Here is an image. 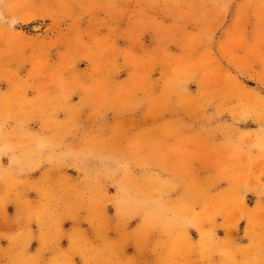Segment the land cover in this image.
I'll use <instances>...</instances> for the list:
<instances>
[{"label":"rangeland","instance_id":"374dc122","mask_svg":"<svg viewBox=\"0 0 264 264\" xmlns=\"http://www.w3.org/2000/svg\"><path fill=\"white\" fill-rule=\"evenodd\" d=\"M263 174L264 0H0V264H236Z\"/></svg>","mask_w":264,"mask_h":264},{"label":"crops","instance_id":"0c3cea01","mask_svg":"<svg viewBox=\"0 0 264 264\" xmlns=\"http://www.w3.org/2000/svg\"><path fill=\"white\" fill-rule=\"evenodd\" d=\"M6 156H2L1 160L4 164V159ZM46 167H43L39 169L38 171H35L33 175L35 177H31L30 179V186L31 185H38L41 186L43 183V180H45V176L48 175ZM51 175H56L54 173H50ZM38 175V176H36ZM43 175V176H42ZM261 186L259 187L258 191H254V193L249 194L247 196V204H249V210L247 212V215H249L248 219L244 222L246 225L244 226L245 229L241 231V233H238V236H236V239H231L226 234L221 233L220 236H218V243L223 244L226 243V246L230 247L232 251L235 252L233 255L234 262L236 264H264V174L261 177ZM45 188H40V192L37 194L36 192H32L30 188H28L25 191V198L26 202L24 203L25 206H41L43 201L45 200L44 196L46 194ZM4 192V189L0 188V196H2V193ZM2 199L0 198V207L2 204ZM28 202V204H27ZM14 205V204H13ZM258 205V212H256ZM8 213H10V209L8 208ZM16 210V208H15ZM5 211L3 208L0 209V216L4 214ZM13 216H17L18 212L13 211ZM252 219L253 221H257L259 224H261L262 230H255V233L247 235L245 233L247 222L249 219ZM17 220H21L19 218H16L14 220V223H16ZM208 251L203 253H199L192 258V262L194 264H228L229 259L222 256L219 249L215 245H209ZM246 248V252H237L241 249Z\"/></svg>","mask_w":264,"mask_h":264}]
</instances>
